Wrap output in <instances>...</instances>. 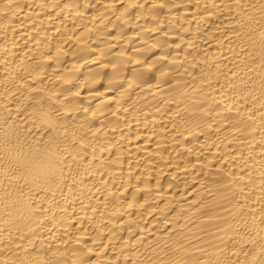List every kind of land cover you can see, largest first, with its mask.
Returning <instances> with one entry per match:
<instances>
[{"label":"bare ground","instance_id":"bare-ground-1","mask_svg":"<svg viewBox=\"0 0 264 264\" xmlns=\"http://www.w3.org/2000/svg\"><path fill=\"white\" fill-rule=\"evenodd\" d=\"M0 264H264V0H0Z\"/></svg>","mask_w":264,"mask_h":264}]
</instances>
